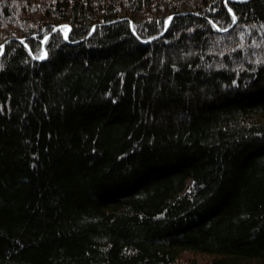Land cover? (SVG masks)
I'll list each match as a JSON object with an SVG mask.
<instances>
[{"label": "trees", "instance_id": "1", "mask_svg": "<svg viewBox=\"0 0 264 264\" xmlns=\"http://www.w3.org/2000/svg\"><path fill=\"white\" fill-rule=\"evenodd\" d=\"M0 264H264V0H0Z\"/></svg>", "mask_w": 264, "mask_h": 264}, {"label": "snow or ice", "instance_id": "2", "mask_svg": "<svg viewBox=\"0 0 264 264\" xmlns=\"http://www.w3.org/2000/svg\"><path fill=\"white\" fill-rule=\"evenodd\" d=\"M225 3H227V0H225ZM229 12H232L233 20H235V13L232 11L231 7H229ZM169 19H171V18L169 17ZM213 23H214V26L219 27V25H215V22H213ZM64 27H68V26H64ZM225 31H226V29H225ZM48 38H49L48 36H44L42 39V42L47 43ZM65 38H67V32H65ZM26 46H27V44H26ZM29 51H31V46H29ZM42 51H43V55L40 57L41 59L45 58L48 55V51L46 48L42 49Z\"/></svg>", "mask_w": 264, "mask_h": 264}, {"label": "rangeland", "instance_id": "3", "mask_svg": "<svg viewBox=\"0 0 264 264\" xmlns=\"http://www.w3.org/2000/svg\"><path fill=\"white\" fill-rule=\"evenodd\" d=\"M67 29H68L67 27H62L61 30L63 31L64 35H65V32H66Z\"/></svg>", "mask_w": 264, "mask_h": 264}]
</instances>
